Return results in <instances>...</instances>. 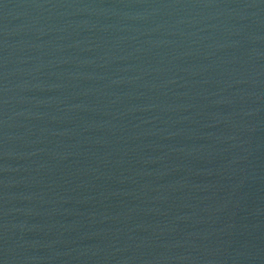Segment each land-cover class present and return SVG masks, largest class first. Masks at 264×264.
I'll return each mask as SVG.
<instances>
[{
	"label": "water",
	"instance_id": "water-1",
	"mask_svg": "<svg viewBox=\"0 0 264 264\" xmlns=\"http://www.w3.org/2000/svg\"><path fill=\"white\" fill-rule=\"evenodd\" d=\"M0 264H264V0H0Z\"/></svg>",
	"mask_w": 264,
	"mask_h": 264
}]
</instances>
